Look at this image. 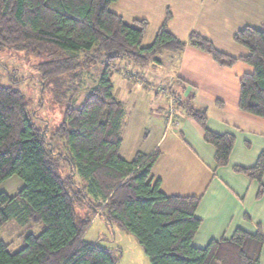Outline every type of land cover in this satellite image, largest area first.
Masks as SVG:
<instances>
[{
    "label": "trees",
    "instance_id": "obj_1",
    "mask_svg": "<svg viewBox=\"0 0 264 264\" xmlns=\"http://www.w3.org/2000/svg\"><path fill=\"white\" fill-rule=\"evenodd\" d=\"M114 1L0 0V49L45 57L36 66L43 81L60 90L74 82L77 95L82 71L104 67L80 103L76 95L66 103L55 133L64 139V151L31 121L24 94L0 84V183L12 175L24 181L12 195L0 192V228L15 220L23 227L18 237L24 241L13 251L14 240L0 239V264H118L119 248L84 239L95 218L132 234L150 264H260V230L237 228L230 237L211 240L203 248L192 244L201 222L195 214L200 195L162 191L160 178L151 175L158 148L150 154L139 151L132 160L120 156L125 108L113 95L111 74L116 60L144 65L163 52L179 55L189 44L222 66L249 64L252 72L239 80L238 107L264 118V25L235 32L233 40L248 53L233 57L198 32L189 34L188 43L177 38L167 28V14L153 42L143 47L147 20L127 24L109 9ZM65 93L57 95L58 104L65 103ZM193 100L191 93L173 99V108H181L202 128L204 141L215 148L216 166H224L235 136L208 129L206 110L195 107ZM234 169L258 181L261 196L264 151L252 166Z\"/></svg>",
    "mask_w": 264,
    "mask_h": 264
},
{
    "label": "crops",
    "instance_id": "obj_2",
    "mask_svg": "<svg viewBox=\"0 0 264 264\" xmlns=\"http://www.w3.org/2000/svg\"><path fill=\"white\" fill-rule=\"evenodd\" d=\"M249 8L244 0H116L109 5V9L122 16L127 24L136 19L147 20L141 42L143 47L153 42L159 27L169 14L167 28L177 38L183 40L179 31L186 27L188 21L196 22L187 32V41H183L188 43L189 34L195 31L210 39L217 49L233 57L248 53L245 46L233 40V35L239 29L231 36L235 45L230 50L217 46L216 39L226 26L231 28L246 21L244 18L250 12ZM152 18L153 22L150 24ZM259 23L264 25L262 17ZM176 56L179 65L187 62V68L180 66L174 76L166 77L164 82L157 81V86L152 84L156 87V98L159 96L158 92H164L161 99L163 104L160 105L155 100L153 108H150L157 116H147L146 110L143 114L140 113L141 129L148 140L146 150H135L131 158L120 156L132 160L139 151L150 154L158 148L160 155L152 167L151 175L155 179L160 178L162 191L166 194L200 195L195 214L201 222L192 241L195 247L203 248L211 240L228 238L237 228L249 233L260 230L264 236V192L257 196L258 181L234 169L235 166H252L260 152L264 151V118L244 112L238 107L240 77L252 72V67L242 61L222 66L209 54L189 44ZM134 75V79L138 80L139 76ZM141 84L144 88L150 87L144 81ZM159 86H164V91ZM169 86L171 91L179 92L182 98L189 93L194 95L195 107L207 112L208 129L235 136L226 165L216 166L215 148L204 141L202 128L184 112L183 118L182 115L179 116L181 108H173L175 102L169 100ZM128 88L132 89V86L129 85ZM113 95L115 96L114 84ZM147 97L142 92L137 93L139 99H148ZM149 100L153 103L151 98ZM159 113L164 115L165 121ZM170 123L175 128L168 137L165 131ZM262 184L264 185V175ZM10 224H15V227L18 223L13 219L9 220L0 231ZM260 264H264V246Z\"/></svg>",
    "mask_w": 264,
    "mask_h": 264
},
{
    "label": "rangeland",
    "instance_id": "obj_3",
    "mask_svg": "<svg viewBox=\"0 0 264 264\" xmlns=\"http://www.w3.org/2000/svg\"><path fill=\"white\" fill-rule=\"evenodd\" d=\"M244 2L250 6V12L247 13L244 18L247 20L231 28L226 26L224 30L218 33L216 44L222 49L230 50L231 47L235 45L231 36L236 30L247 25L259 29L263 26V24L259 22L261 17L264 21V0H250V3L249 0H244ZM152 20L153 18L150 20V24L153 22ZM195 25L196 22L188 21L186 27H183L181 31H179L183 40L187 41V32ZM79 56L82 57L83 54H79ZM45 59V57H39L30 52L16 50L10 47L1 48L0 84L12 85L24 94L27 100V112L31 121L38 128L44 130L46 139H50L57 150L64 151V139L56 136L55 133L62 120L66 103L72 101L74 95H76H73L75 83L72 82L67 85L66 82L60 90L51 82L48 83L47 80L43 81L36 66ZM156 59H158L159 62ZM114 64L115 68H112L111 76V80L114 84V94L123 102L125 108L122 126L123 143L119 154L126 158H131V154L135 150H146L148 143L146 134H144V130L141 129L140 117L142 116L140 113L143 114L146 110L147 116H157V113L151 111L150 108H153L155 100L157 103L159 102L160 105L163 104L161 99L164 92H158L159 96L156 98L154 94L156 87H153V85L157 86L155 85L157 81L164 82L166 77L170 78L174 76L177 73V68L180 66L186 69L187 62L179 65V60L175 54L163 52L157 54L153 60L144 65L126 59L116 60ZM103 68V66H99L97 68L82 71L83 86L82 91L75 97L77 104L83 100L85 89L90 88L97 82ZM134 74L139 76L138 80L134 79ZM143 81L146 82V84L150 82V87L148 89L142 86L141 83ZM129 85L132 86V89L128 88ZM159 87L160 89L163 87L161 90L164 91V86ZM66 89H68V91H66ZM61 91H66L67 93ZM141 92L145 96L151 98L153 103L149 102L150 100L148 97V99L137 98V93ZM167 92L172 97V100L181 97L180 94H178L179 92L171 91V86H169ZM62 93L66 94L65 103L63 105L58 104L55 100L57 95H61ZM209 112H212V110ZM178 114L179 116L182 115L183 118L184 113L182 109H179ZM159 115L164 119L162 113H159ZM174 128V124L170 123V127L165 131L168 137L172 134ZM166 143L167 141L164 142V146ZM23 184L24 181L18 175H12L0 183V192L14 194ZM14 225L15 224H10L5 230L2 232L0 231V238L6 241L14 240L11 249L16 251L24 245L23 239L18 237L23 227H20L18 224L13 227ZM84 239L89 242L98 243L107 248H119L120 252L116 250V254L120 255L118 264H150L148 256L132 234L120 230L115 223H106L102 218H95L93 220L84 233Z\"/></svg>",
    "mask_w": 264,
    "mask_h": 264
},
{
    "label": "built area",
    "instance_id": "obj_4",
    "mask_svg": "<svg viewBox=\"0 0 264 264\" xmlns=\"http://www.w3.org/2000/svg\"><path fill=\"white\" fill-rule=\"evenodd\" d=\"M169 100H170V101H173L171 96L169 97Z\"/></svg>",
    "mask_w": 264,
    "mask_h": 264
}]
</instances>
